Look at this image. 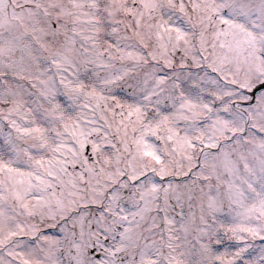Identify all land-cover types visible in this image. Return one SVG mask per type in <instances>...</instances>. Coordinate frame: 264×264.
Listing matches in <instances>:
<instances>
[{
	"label": "snow or ice",
	"instance_id": "6c2138e0",
	"mask_svg": "<svg viewBox=\"0 0 264 264\" xmlns=\"http://www.w3.org/2000/svg\"><path fill=\"white\" fill-rule=\"evenodd\" d=\"M0 264H264V0H0Z\"/></svg>",
	"mask_w": 264,
	"mask_h": 264
}]
</instances>
